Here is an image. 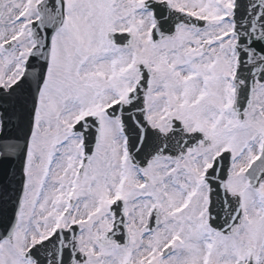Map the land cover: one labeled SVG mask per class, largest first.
<instances>
[{
  "label": "snow or ice",
  "instance_id": "obj_1",
  "mask_svg": "<svg viewBox=\"0 0 264 264\" xmlns=\"http://www.w3.org/2000/svg\"><path fill=\"white\" fill-rule=\"evenodd\" d=\"M0 264H264V0H0Z\"/></svg>",
  "mask_w": 264,
  "mask_h": 264
}]
</instances>
